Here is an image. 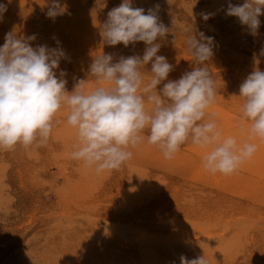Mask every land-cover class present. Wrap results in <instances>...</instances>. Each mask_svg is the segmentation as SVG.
<instances>
[{
	"label": "rangeland",
	"instance_id": "rangeland-1",
	"mask_svg": "<svg viewBox=\"0 0 264 264\" xmlns=\"http://www.w3.org/2000/svg\"><path fill=\"white\" fill-rule=\"evenodd\" d=\"M51 2L0 0L7 6L0 46L12 32L34 35L33 48L62 49L56 74L69 93L80 80L89 90L95 86L89 69L97 56L111 55L113 63L142 58L144 42L110 46L102 39L109 11L123 0H59L63 13L49 18ZM244 2L131 0L145 14L152 9L168 29L156 41L157 54L173 70L158 92L168 80L202 66L187 50L189 35L213 38V55L203 66L212 73L216 99L206 118L218 114L212 118L222 137L256 144L253 156L230 175L213 174L203 166L210 149L189 140L166 159L145 139L118 170L97 174L71 157L77 133L67 124L70 110L62 107L45 145L0 150V264H181V256L204 257L207 264H264V140L249 137L238 96L252 71H264V15L251 34L226 14L229 3ZM202 14L211 15L205 20ZM150 70L151 62L141 67L144 84Z\"/></svg>",
	"mask_w": 264,
	"mask_h": 264
},
{
	"label": "clouds",
	"instance_id": "clouds-1",
	"mask_svg": "<svg viewBox=\"0 0 264 264\" xmlns=\"http://www.w3.org/2000/svg\"><path fill=\"white\" fill-rule=\"evenodd\" d=\"M158 7V6H157ZM7 6L0 4V16ZM63 13L59 0H52L46 15L55 18ZM246 25L255 35L264 15V0H245L243 5L229 3L226 10ZM211 14H202L207 20ZM168 29L152 9L134 8L131 0L123 2L108 13L102 39L110 46L144 42L147 47L140 56L113 57L102 54L90 65L95 86L89 90L80 80L69 93L67 81L57 77L62 49L46 45L33 48L35 36L18 38L5 35L0 46V150L11 151L17 145L29 149L45 145L53 131L56 114L67 107V124L76 129L78 144L71 153L74 160L97 174L118 170L131 159L130 149L147 139L156 145L166 159H172L189 140L200 148L210 149L203 157V166L210 173L230 175L257 150L254 143L238 145L235 138L222 137L212 114L206 110L215 103L216 87L212 73L205 63L213 55V38L199 33L186 40L193 62L200 67L184 73L178 80H167L173 66L166 57L158 55V38ZM151 62V78L144 84L141 67ZM65 73L60 72V77ZM106 85V86H105ZM239 97L243 118L250 121V138L264 140V71L254 70L240 85ZM146 105H151L150 110ZM146 134V135H145ZM181 264H207L204 257Z\"/></svg>",
	"mask_w": 264,
	"mask_h": 264
},
{
	"label": "bare ground",
	"instance_id": "bare-ground-1",
	"mask_svg": "<svg viewBox=\"0 0 264 264\" xmlns=\"http://www.w3.org/2000/svg\"><path fill=\"white\" fill-rule=\"evenodd\" d=\"M80 172V171H79ZM256 236V235H255Z\"/></svg>",
	"mask_w": 264,
	"mask_h": 264
}]
</instances>
